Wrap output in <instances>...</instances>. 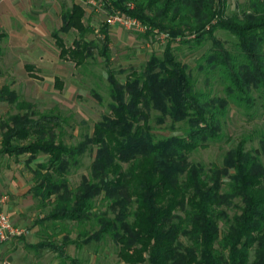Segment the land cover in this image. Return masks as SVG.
I'll return each mask as SVG.
<instances>
[{
    "label": "trees",
    "instance_id": "trees-1",
    "mask_svg": "<svg viewBox=\"0 0 264 264\" xmlns=\"http://www.w3.org/2000/svg\"><path fill=\"white\" fill-rule=\"evenodd\" d=\"M108 1L121 10L132 3L130 15L168 40L161 56L151 54L140 71L131 70L120 82L110 67L108 26L99 31V47L86 39L93 30L80 5L62 12V25L52 33L60 59L80 67L96 52L106 67L107 112L90 136L65 144L59 116L38 112L14 91L0 89V104L18 111L0 119V156L27 157L30 194L48 209L37 224L78 228L76 239L67 231L60 243L42 240L35 248L55 254L61 264H81L67 254L68 246L80 250L108 238L121 264H264V137L259 148L238 141L220 165L189 161L193 152L221 140L226 99L249 106L255 90L264 111V0H252L230 17L227 0ZM217 30L236 39L238 56L215 37ZM70 31L77 37L66 46L59 35ZM206 40L211 46L196 68L224 81L225 98L197 90L192 69L175 53L181 45L191 49ZM25 69L30 73L33 67ZM54 83L63 86L58 78ZM166 123L172 132L185 125L183 133L156 135V127ZM88 151L94 152L88 173L71 187L68 176Z\"/></svg>",
    "mask_w": 264,
    "mask_h": 264
},
{
    "label": "rangeland",
    "instance_id": "rangeland-1",
    "mask_svg": "<svg viewBox=\"0 0 264 264\" xmlns=\"http://www.w3.org/2000/svg\"><path fill=\"white\" fill-rule=\"evenodd\" d=\"M63 1V0H61ZM69 5L74 0H64ZM252 0H227L226 16L240 15L242 11L249 8ZM85 8V7H84ZM105 14L94 13L86 9L85 24L93 32L86 35L87 40H93L99 47L103 39L98 37V31L104 26ZM60 26V22L56 27ZM108 29H110L108 27ZM52 31V30H51ZM50 31V32H51ZM108 48L111 56L110 67L115 73L116 79L124 82L126 75L131 70L140 71L151 54L161 56L164 46L158 42L154 43L153 36L147 37L140 34L128 33L122 28L109 32ZM215 37L223 44L224 48L233 55L238 56L236 39L228 32L217 30ZM60 36L64 39L66 46H70L77 37V33L71 31L67 35ZM150 38V39H149ZM152 41V42H149ZM2 42V41H1ZM0 42V87L8 86L14 90L18 100L33 104L34 109L41 113H53L61 118V139L67 145H77L83 141L85 136H90L93 125L107 112L108 80L105 63L102 57L94 52V57L87 59L84 66L75 67L73 62L64 61L58 57L59 50L53 45L51 37L45 41V58L31 64L33 70L30 77L24 69L25 61H17L12 55L3 53V43ZM149 42L148 46L147 43ZM211 46L206 40L199 47L189 48L181 45L176 48L177 57L186 63L193 72L196 79L195 88L209 93L211 98H225L224 81L218 75H207L205 70H197V63L202 53ZM15 58L17 55L15 54ZM11 60L8 61L9 58ZM11 61V62H10ZM59 78L62 88L55 86L54 79ZM253 103L238 105L230 99L227 100L226 114L220 119L222 137L220 141L209 143L206 149H198L189 156L191 163H200L209 168L212 164H221L224 154L238 141L246 139V148H259V142L264 137V111L258 92L252 90ZM15 106L7 103L0 104V119L16 114ZM177 130L172 132L169 123L158 126L155 134L158 136H169L182 134L185 125L177 124ZM1 139V131H0ZM26 156L15 160L7 156H0V187L4 190L1 196L6 198L7 204L9 190L16 201L32 207L24 221L28 228L34 223L36 230V241L50 240L60 243L67 231L71 239H76L78 228L74 224H57L53 227L49 223L43 226L37 224V220L47 214L48 209L39 208L37 201L32 198L30 188L33 185L32 173L25 166ZM94 158V152H87L81 158L80 166L72 169L68 176L71 187L77 186L81 177L88 173L89 166ZM40 157L37 161H43ZM264 167V156L261 157ZM33 165H30V168ZM235 211H228L231 216ZM11 220V219H10ZM12 222V221H11ZM36 222V223H35ZM88 229V227H87ZM50 236V237H49ZM49 237V238H48ZM69 256L78 258L81 264H121L117 258V248L110 239L99 243H92L77 250L70 245L66 248ZM42 264H61L62 259L55 257L53 253L44 251ZM253 259L251 253L250 260Z\"/></svg>",
    "mask_w": 264,
    "mask_h": 264
},
{
    "label": "crops",
    "instance_id": "crops-1",
    "mask_svg": "<svg viewBox=\"0 0 264 264\" xmlns=\"http://www.w3.org/2000/svg\"><path fill=\"white\" fill-rule=\"evenodd\" d=\"M81 1L74 0L67 5L64 0H0V42L3 43V53L12 55L13 59H17V61L27 62V65L45 58V41L49 37L52 38V33L61 27L62 12L70 9L74 4L82 7ZM82 8L84 21L86 9ZM58 22H60V26L56 27ZM116 29L118 30V27H112L109 32H114ZM53 45L55 46L54 40ZM15 54L17 58H15ZM25 66H23L24 69ZM30 73L28 72L29 75ZM4 87L9 88L1 86L0 89ZM3 192L4 190L0 187V194ZM28 206L16 201L9 190V198L4 211L10 217L12 224L17 228L26 229L27 234L12 238L0 246V264L5 261L11 264H42L44 261L43 254L47 250L35 248L38 241H36L34 223H31L33 227L28 228L24 221L25 216L32 208ZM54 256L57 257L55 254Z\"/></svg>",
    "mask_w": 264,
    "mask_h": 264
},
{
    "label": "built area",
    "instance_id": "built-area-1",
    "mask_svg": "<svg viewBox=\"0 0 264 264\" xmlns=\"http://www.w3.org/2000/svg\"><path fill=\"white\" fill-rule=\"evenodd\" d=\"M82 7L84 9H89L91 12L105 14L104 24L109 28L118 27L122 28L128 33H135L140 35L153 36L155 42H158L160 46H164L167 43L168 35L163 32H159L156 29H152L144 25L138 18L130 15V12L134 10V5L132 3H126L124 5L125 10L115 9L114 6L108 0H82ZM98 37L103 39V35L98 31ZM149 41V42H152ZM147 43V46L149 44ZM6 203V198L0 195V246L12 238L23 236L27 234V230L24 228L15 227L10 217L4 211ZM2 264H11L8 261Z\"/></svg>",
    "mask_w": 264,
    "mask_h": 264
}]
</instances>
